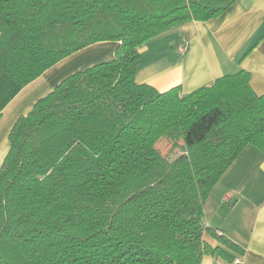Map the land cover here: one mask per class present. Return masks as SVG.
Masks as SVG:
<instances>
[{"label":"trees","instance_id":"1","mask_svg":"<svg viewBox=\"0 0 264 264\" xmlns=\"http://www.w3.org/2000/svg\"><path fill=\"white\" fill-rule=\"evenodd\" d=\"M236 1L0 0V112L66 57L118 43L113 59L63 79L13 127L0 264H201L241 252L204 223V205L245 147L264 151V93L246 70L185 94L136 80L150 40ZM162 139L183 153L168 159Z\"/></svg>","mask_w":264,"mask_h":264},{"label":"crops","instance_id":"2","mask_svg":"<svg viewBox=\"0 0 264 264\" xmlns=\"http://www.w3.org/2000/svg\"><path fill=\"white\" fill-rule=\"evenodd\" d=\"M182 44L187 46L184 52L179 50ZM117 45L97 42L66 57L12 99L0 112V169L18 119L69 75L113 59ZM141 53L136 80L159 91L180 86L182 93H190L218 77L246 70L253 89L263 94L264 0H237L217 17L172 28L150 40ZM204 212V223L235 242L241 252L233 251V258L206 254L201 264H264V151L244 148L212 189Z\"/></svg>","mask_w":264,"mask_h":264},{"label":"rangeland","instance_id":"3","mask_svg":"<svg viewBox=\"0 0 264 264\" xmlns=\"http://www.w3.org/2000/svg\"><path fill=\"white\" fill-rule=\"evenodd\" d=\"M157 145L161 152L170 160L175 159L184 151L182 142L174 144L172 141L162 139Z\"/></svg>","mask_w":264,"mask_h":264},{"label":"built area","instance_id":"4","mask_svg":"<svg viewBox=\"0 0 264 264\" xmlns=\"http://www.w3.org/2000/svg\"><path fill=\"white\" fill-rule=\"evenodd\" d=\"M186 49H187L186 44H182V45L179 47V50H180L181 52H184ZM228 199H229L228 196L225 197V200H228ZM237 262H239V261L237 260Z\"/></svg>","mask_w":264,"mask_h":264}]
</instances>
